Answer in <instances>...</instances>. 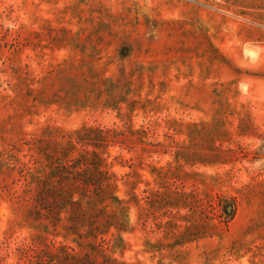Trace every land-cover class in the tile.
Masks as SVG:
<instances>
[{
  "label": "rangeland",
  "instance_id": "374dc122",
  "mask_svg": "<svg viewBox=\"0 0 264 264\" xmlns=\"http://www.w3.org/2000/svg\"><path fill=\"white\" fill-rule=\"evenodd\" d=\"M0 264H264V0H0Z\"/></svg>",
  "mask_w": 264,
  "mask_h": 264
}]
</instances>
